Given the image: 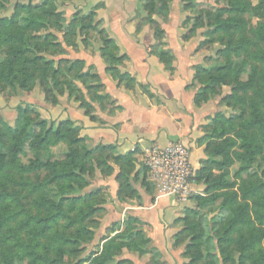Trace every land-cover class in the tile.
<instances>
[{
    "label": "trees",
    "instance_id": "trees-1",
    "mask_svg": "<svg viewBox=\"0 0 264 264\" xmlns=\"http://www.w3.org/2000/svg\"><path fill=\"white\" fill-rule=\"evenodd\" d=\"M158 1L147 0L145 8L149 9L151 7V10L155 11ZM160 1H163V5L166 7L170 0ZM22 12L26 13L27 16L20 18ZM246 14H253L260 19H264V0H260L256 7H252L245 0H229V4L219 8L213 16L208 13V19L209 15L212 16V22H210L212 34H216L217 37L220 36L217 40L228 39L224 49L220 51L222 52L221 55L225 57V66L218 70H224L225 73L216 75L205 71L210 74V81L219 83L222 80L229 79V83L234 86L231 98L243 102L244 100L239 93L244 94L247 89L256 84L259 78L257 86L259 89L256 91L258 99L253 100L251 103L249 120L236 127L233 126V120L229 119L227 123L230 128H221L219 131L214 129L210 132L205 128L206 134L202 143L207 144L208 158L225 156L223 163L213 160L219 167L230 164L228 156L231 150L237 146L242 151L234 154L238 159L246 162V169H249V166L255 162L258 156L264 159V71L259 74L256 67L248 71L246 61L235 60V57L239 59L242 52L246 51L253 61L264 66V24L259 23L256 29L250 30L254 35L253 40L244 39L241 35L247 29V23L244 19ZM60 17V14L56 13L54 0H44L41 5L36 7L31 4L16 6L13 16L10 18L0 17V53L3 47L9 49L6 58L4 60L0 59V91L7 88L13 90L19 88L27 91L32 88L34 78L41 76L44 80L48 78L56 79V82H54L57 88L56 92L59 94L64 92V87L60 89L59 75L62 74L63 70H69L73 73L82 67L83 63L77 61L70 65L67 60L60 59L59 66L55 69L54 59L50 57V60H46L45 55L40 56L37 54L42 52V49L48 51V45H51L49 41L51 37L56 38L57 36L59 38L58 35H53L52 29L59 28L58 21L61 20ZM78 24L82 25V34L99 30L98 23L92 24V16L80 17L76 14L68 32L65 35H60L62 36L60 41H63L65 48L69 47L66 44L70 33L75 36L71 44L76 45V28ZM41 32H45V34L39 35ZM99 34L104 35L103 31H99ZM237 34H239L241 42L234 43L232 37ZM103 44L102 49L111 65V71L116 64L123 61L124 57L117 56L116 53L108 49L112 45V41L107 40V37H103ZM250 46H256V52H251L249 50ZM200 72H203V70L199 69L197 74ZM247 73L249 74V81L243 83L242 75ZM93 76L96 78L95 75ZM85 77L87 75L77 74L79 79L86 80ZM127 78V76L121 77L123 80ZM46 80L44 82H48ZM67 85L70 94L73 95L72 86ZM204 90L205 88L196 95V102L199 103L201 95L205 94ZM50 92V90L46 92L47 98L56 104L57 102L53 98L56 97V92ZM83 101L85 99H82ZM85 104L83 102V107H86L87 113L91 114L90 107ZM214 123L218 124L219 120L214 119ZM32 129H39V132L33 135L34 140L30 143L32 151L40 152L50 145L67 144L70 154L66 161L40 163L39 166L33 165L25 168L18 166L17 160L12 165L11 162L7 163L4 151L7 144L4 142V138L8 136L11 141L16 143L14 149L10 151L12 155L14 154L15 160L26 139L29 135L32 136ZM75 129L77 128L70 121L61 122L55 126L37 116H33L28 110L22 111V108H19L15 127H11L7 122L0 120V177L5 180L3 182L0 178V187L6 189L7 183L10 181L20 186L29 185L35 191L45 190L52 185L58 189V200L47 204L49 208L46 209L47 214L45 216L39 213L34 214L24 207H20L19 210L12 209L11 194H0V248L4 244L3 236L8 230H12V225L14 224L18 228L17 234H12L15 244L9 250L1 251L2 261L0 264H67L64 262V250L62 247L57 246L58 242L61 241L65 244L73 242V244H76L77 237L72 241L73 237L70 234L68 235L72 238L66 235V229L78 225L81 230L85 231L88 220L98 213H106L100 206L102 204L100 199L104 197L101 189L89 192L86 197H76L75 188L77 186L83 189L88 184L87 181L92 182L95 180L97 171H100L104 177L115 173L114 167L110 165L113 149L109 146H100L89 150L84 144L85 141L77 138ZM231 130L237 131L235 136L229 135ZM115 160L121 168V174L117 176L121 181V193L125 187L129 188V182L127 181V169H122L124 167L120 163L126 161L129 166L132 161L129 157L120 156ZM203 163L204 165L197 172L196 179H199L203 173L209 170V166L205 165L206 161ZM16 167H19L18 171L20 173H34L36 181L32 182L30 178L21 179L20 181L14 179L11 175L12 169L9 168ZM8 169L10 173L7 174ZM144 169L147 174V169ZM41 172H47L50 176L42 178ZM263 175L259 176L260 181L257 185L252 183L250 186L245 185L243 188V199L246 200L248 196H251L255 200L253 212L260 224H264V214L258 211L260 206L264 207V202H258L261 198L264 200V197H261V191L264 188ZM221 179L223 178L208 183V196L194 195L193 199L197 201V206L200 209L208 204H215L219 199L224 198L218 213L221 214V220L225 222L222 229L219 231L210 226L202 229L198 225L187 223L186 227L176 235V246L180 245L182 237H190L191 243L184 252V256L190 259L188 264L202 262L207 257L208 259L220 258L224 264L228 262H231V264H264V249L260 246L264 239V231L257 228L256 221L253 220L251 215L250 203L246 201V203H241L238 193L230 190L232 184H224ZM76 209H78V213L75 214ZM229 214L230 217H228ZM188 216L183 220L187 221ZM62 221L69 222V226L68 228H62L61 231L59 226H61ZM137 222V219L130 218L126 229L110 240L104 246L102 252L94 256L89 264H134L125 258L123 250L127 249L129 252L145 254V248L149 242L143 231L134 226ZM23 235L25 237H22ZM234 235H237V237H234ZM203 248L206 249L208 256L204 255ZM232 251L237 252V258L232 255Z\"/></svg>",
    "mask_w": 264,
    "mask_h": 264
},
{
    "label": "crops",
    "instance_id": "crops-1",
    "mask_svg": "<svg viewBox=\"0 0 264 264\" xmlns=\"http://www.w3.org/2000/svg\"><path fill=\"white\" fill-rule=\"evenodd\" d=\"M61 10L68 21L81 11L92 16L93 23H100L101 29L85 33L75 47L66 48L68 58L83 62L82 73L89 74V78L92 75L93 81H84L91 87H101L98 93H88L84 82L75 76L74 83L86 95L93 112L88 114L81 101L68 92L59 95L55 107L46 103L40 89L21 93L20 97L36 105L49 123L71 121L90 147H112L110 165L115 173L104 177L97 171V187H93L101 189L106 199L101 230L120 233L134 218L138 220L134 226L149 241L145 254L124 250L125 258L132 257L134 264H184L176 235L182 229L183 218L195 206L194 195H201L205 187L195 182L188 202L160 195L149 181L141 159L145 149L164 148L177 141L189 148L197 172L206 159L204 127L217 107L210 102L195 104L196 70L206 58L198 50L203 33L200 30L190 40L184 39L187 17L183 0H172L164 15L153 17L163 33L161 41L155 24L145 19L143 0H72ZM103 37L112 41L110 51L124 57L111 71L102 49ZM123 76L128 78L123 80ZM22 100L15 99L8 110H15ZM15 118L13 115L12 122ZM118 156L132 161L129 166L126 161L120 163L122 169H127L129 182V188L121 193L117 177L121 168L115 162Z\"/></svg>",
    "mask_w": 264,
    "mask_h": 264
},
{
    "label": "rangeland",
    "instance_id": "rangeland-1",
    "mask_svg": "<svg viewBox=\"0 0 264 264\" xmlns=\"http://www.w3.org/2000/svg\"><path fill=\"white\" fill-rule=\"evenodd\" d=\"M43 1L44 0H39L37 2L35 0H0V7H1L0 17L10 18L11 16H13L16 6L19 7V6H24V5L26 6V5L31 4L34 7H36L38 5H41ZM146 1L147 0H143L144 12L145 13L147 12L145 19L147 22H150L152 25L155 24V28H156L155 30L157 31L156 34L160 36V41H161L163 33L161 29H159L160 26L155 19H156V16H161L165 14V11L167 10V6L172 2V0L169 1V4L166 7L163 5V1L159 0L158 4L155 6V9H156L155 11H152L151 7H149V9L145 8ZM245 1L247 3H250L252 7H256L260 2V0H245ZM71 2L72 0H54L55 6H56V13L60 14L61 20L58 21L59 28L52 29L53 35L55 36L65 35L68 32V30L71 28L73 24L74 16L76 14H78V16L80 17L90 16V15L86 16L84 15L83 12L77 11L72 15L71 20L69 21L66 20V17H65L66 13L62 11L61 8L66 5H71ZM228 4H229V0H183L184 13L187 17L184 23L187 29L186 36L184 37V39L190 40L200 30L203 33L198 50L202 53H205L206 58L204 59L203 64H201L196 70L197 78L195 79L196 81H195L194 86L197 89V94L199 93V91L205 88L204 90L205 94L203 93L201 95L199 103L196 102L197 99L195 96V104L202 105L204 103L210 102L216 105L217 107L216 112L214 113V115L209 117L208 125L207 127H204V128H207L208 131L210 132H212L214 129H217V131H219V129L221 128L229 129L230 126L227 123L229 119L233 120L234 122L233 126L239 127L245 121L250 119L251 103L253 102V100L258 99L256 91L259 89L257 87L259 78L256 81V84H254L253 87H250L249 89H247L244 94L239 93V95L244 101L238 102L231 98V95L233 94L234 86L229 83V79L222 80L219 83H215L214 81H210L209 79L210 74H208V72H205V71H209L212 74H216V75L225 73L224 70L223 71H218V70H220L221 68H223V66H225L226 60H225V57L221 55L222 52L220 51L224 49V45L228 41V39L217 40V38H219L220 36L217 37L216 34H212V28L210 27V22H212V16L215 14V12L219 8H223L227 6ZM5 9H7V11H5ZM208 13L212 15V16L209 15V19H208ZM24 16H27V15L26 13L22 12L20 14V18ZM153 17H155V19H153ZM244 19L246 20V23H247V29L245 30V32L242 33L241 36L244 39L247 38L248 40L250 39L253 40L254 35L250 30L256 29L259 26V23L264 24V19H260L259 17L254 16L253 14H246L244 16ZM97 23L99 25L98 29H101L99 22L93 23L92 21V24H97ZM85 33L82 34V25L78 24L76 28V43H78L79 38L83 37ZM44 34L45 32L39 33V35H44ZM74 38L75 36L73 33L68 34L66 46H69L70 48L75 47L76 45L71 44ZM232 40L234 41V43L241 42L239 34L234 35L232 37ZM49 41L51 45H48V51H45L44 49H42V52L37 53V54L40 56L45 55L46 60H50L51 58L54 59L53 61H54L55 69L58 68L60 59L67 60L68 64L70 65L72 63L77 62V61L73 62L70 58L66 56V48L63 46V41H60V39L57 36L56 38L51 37ZM1 49L2 51L0 53V59L4 60L7 56L9 49L6 47H3ZM256 49H257L256 46L249 47V50L251 52H256ZM235 60L246 61L248 63V71H251V69L255 67L257 68V71L259 74L260 72L264 71V66L261 63H257L256 61H253V59H251L248 56L246 51L242 52V56L239 59L235 57ZM82 69H83V66L77 69L76 71H74L73 73L70 72L69 70H63L62 74L59 75V81L61 82L60 89L64 87V93L68 92L71 97L75 96L76 100L81 101L80 105L82 107L84 106L82 105L83 102H85L86 103L85 105H88L90 107L91 112H93L92 107L90 106V103L88 102L87 99H85L86 95H84V92L80 90L74 83L76 81L77 77L75 78V76L77 74L87 75L85 79L87 81L89 80L93 81L92 76L91 78H89V74L82 73ZM199 69L203 70V72H200L197 74V71ZM248 73L242 75L243 83H246L249 81ZM77 79L84 82L88 93L89 91H91L90 88H92V92L94 93H98V91L101 88L99 86L91 87L90 84L87 83V81H84V79L83 80L79 78ZM45 80L42 79L41 76H36L32 82V85H33L32 88L27 91L21 90L19 88L16 90L7 88L4 91H0V120L7 122L8 125H10L11 127H15L17 119H18V115H19V108H22V111L28 110L33 116H37L43 119L40 113L41 111L37 107H35L36 105L28 101L23 102L25 100V97L22 100V97L20 96L22 95L21 93L30 94L35 89H40V91H42V93L45 96L46 103L52 107L57 106L59 104V95H62V93L59 94L58 92H56L57 88L54 85V82H56V79L54 80V79L48 78L46 80L48 82H44ZM67 84H70L72 86L74 90L73 95L70 94ZM49 90L51 91L50 93L56 92L55 93L56 97H53L55 101L57 102L56 104H54L51 99L47 98L46 92ZM19 98L22 100V102L18 104L16 109L13 111L8 110L11 106H13V101L15 99L19 100ZM82 99H85V101L82 102ZM84 108L87 111V108L86 107ZM13 115L16 116L14 122H12ZM214 119H218L219 123L215 124ZM49 124H54L55 126H57L59 123L58 124L49 123ZM75 130L77 133V138L84 140L82 137H80L79 129L77 128ZM36 132L38 133L39 129H34L32 131V136L29 135V137L26 139V142H24V146L21 152L19 154L17 153V157L15 158V160H14V154L12 155L10 151L14 149V147L16 146V143L11 141L10 137L8 136L4 138V142L7 144L4 150L7 163L11 162V165H12L14 161L17 160L18 166L25 168V167H31L33 165L39 166L40 163L44 164L47 162L54 163V162L66 161V159L68 158V155L70 154L69 146L67 144L59 143L56 145H50L47 149L42 150L40 152L32 151L30 148V143L32 140H34L33 135ZM236 132L237 131L231 130L229 132V135L235 136ZM205 134H206V131H205ZM84 144L86 148H88L89 150L95 149V147L94 148L90 147L87 141H85ZM205 145L207 146V144ZM241 151L242 150H240L238 146L232 149L230 152V155L228 156L230 164L224 165L223 167H219L218 164H215L213 162V160L215 159V161L219 163H223L225 161V156H218L216 158L212 157L209 159L208 158L209 155L206 152V159L202 161L200 169L204 165L203 162L206 161L205 165L209 166V170L203 173L199 179L195 180V182L197 184L204 185L205 190L203 191V193H201L202 196H208V193H207L208 183H212L213 180L223 178L221 180L224 184L231 183L232 188L230 190L238 193L239 200L241 203H246V202L250 203L251 215L253 217V220L256 221L257 228L264 231V224L259 223V221L256 218V215L253 212L254 206H255L254 198H252L251 196L250 197L248 196L246 200L243 199L244 186L245 185L250 186L252 183L257 185L260 181L259 176L261 174H264V159L261 156H258L255 162L252 163L251 166H249V169H246L247 167L246 162L238 159L236 155L234 154V153H238ZM9 169H12L11 175L17 181H20L21 179L25 180V178H30L32 182L36 181V175L34 173H26V174L20 173L18 171L19 167L9 168ZM9 169L6 172L7 174L10 173ZM40 175L42 178L50 176V174L47 172L45 173L41 172ZM0 178H1V181L5 182V180L2 179L3 177H0ZM262 178L264 180V175L262 176ZM94 182H95L94 180L92 182L87 181L88 184L83 189L76 186L75 188L76 197H79V196L86 197L89 192L94 191V189L96 188H93V187L94 186L97 187L96 184L94 185ZM4 193L11 194L12 209L19 210L20 207H24L26 210H29L34 214L39 213L42 216H45L47 214L46 209L49 208V205L47 204L57 202L58 200V189L54 185L48 187L45 190L35 191L29 185L20 186L19 184L8 181L6 189L4 187L3 188L0 187V194H4ZM261 193H262L261 197H264V188L262 189ZM223 199L224 198H221L215 204H208L200 209L197 206V201H195V204H194L195 206L193 207V210L189 211L190 214H187L189 215L188 220L187 221L183 220L182 229L186 227L187 223H190L192 225H198V227L202 229L205 228L206 226H210L220 231L225 223L223 222V220H221L222 219L220 217L221 214L220 215L218 214L220 212V205ZM100 202H102L100 206H102V209L105 210L104 208V205L106 204L105 197L101 198ZM258 202L263 203L264 200L261 198L260 200H258ZM76 210L77 211L75 212V214L78 213V209ZM258 211L261 214H264V207L260 206V208H258ZM104 217H105V213H98L95 216H93L90 220H88V222H86L85 231L81 230V228H79L78 225L68 228L69 222L67 221L61 222L60 224L61 226H59L60 230L62 228H68L66 229L65 233L67 236H69L68 234L72 235L73 238L69 236L72 238V241L73 239H75V237H77L76 244H73V242L68 243V244L61 243V241L58 242L57 246L62 247L64 250V262L65 263L67 264H89L91 262V259L94 258V256L98 255V253H101L104 246L110 240L116 237L118 233H116L114 229L112 231L109 230L106 232H103L101 230L102 220L104 219ZM228 217H230V214L228 215ZM17 230H18L17 226L13 224L12 230L11 231L8 230L7 233L3 236L4 244L1 246L2 249L0 248V263L2 261L1 251L2 250H3L2 252L7 251L13 244H15L12 234L13 235L17 234ZM80 233L81 235H79ZM22 237H25V235H23ZM234 237H237V235H234ZM180 242L181 243L179 246H177V248H180L182 250V257L184 258V264H188L190 259L184 256V252L187 246L191 243V239L190 237L185 236V237H182ZM260 246L264 249V239ZM124 250H127V249H124ZM203 253L204 255L208 256L205 248H203ZM232 255H234L236 258L238 257V254L235 251L232 253ZM129 258L130 257H127V259ZM132 260L133 259L131 257V259H129V262H133ZM25 262L27 263L28 260ZM214 263L224 264L223 260L217 257L209 258V259L207 257L204 259V261L196 262L195 264H214ZM109 264H114V263H109ZM225 264H231V262H228Z\"/></svg>",
    "mask_w": 264,
    "mask_h": 264
},
{
    "label": "built area",
    "instance_id": "built-area-1",
    "mask_svg": "<svg viewBox=\"0 0 264 264\" xmlns=\"http://www.w3.org/2000/svg\"><path fill=\"white\" fill-rule=\"evenodd\" d=\"M141 161L148 171L149 181L160 195H173L182 202L189 201L197 170L186 145L177 141L164 148L145 149Z\"/></svg>",
    "mask_w": 264,
    "mask_h": 264
}]
</instances>
